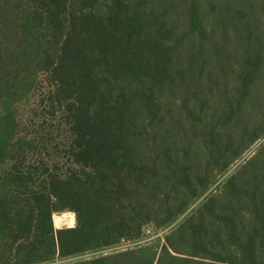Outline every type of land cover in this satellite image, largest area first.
Returning a JSON list of instances; mask_svg holds the SVG:
<instances>
[{
  "label": "trees",
  "instance_id": "16d2710c",
  "mask_svg": "<svg viewBox=\"0 0 264 264\" xmlns=\"http://www.w3.org/2000/svg\"><path fill=\"white\" fill-rule=\"evenodd\" d=\"M32 93L56 131L19 129ZM262 135L264 0H0V264H264V143L159 251H105L169 227Z\"/></svg>",
  "mask_w": 264,
  "mask_h": 264
},
{
  "label": "rangeland",
  "instance_id": "374dc122",
  "mask_svg": "<svg viewBox=\"0 0 264 264\" xmlns=\"http://www.w3.org/2000/svg\"><path fill=\"white\" fill-rule=\"evenodd\" d=\"M35 95L36 93L30 94L27 98L20 101L15 106V116L18 120L19 129L22 130V133L24 131H33V129L38 130L39 132H44L47 128L56 131V123L54 122V120H50V117L52 116L44 115L46 114V112L44 113L41 111L43 105H39V107H37V99H39V97ZM43 115L45 116V119L43 118ZM40 124H43L42 127L39 126ZM25 128H27L28 130H26ZM262 143H264V135H262V137L257 142H255L247 150H245L244 153H242L228 168L218 174L216 177V182L211 185V187L204 193V195H202L193 204L186 208L169 227H167L166 229L159 230L151 225H148L144 227L143 235L137 241H124L115 247L106 249L105 251L123 248L135 244H148L147 248L148 254L150 256L151 253L159 251L160 246L163 242V235L165 234L167 229L183 220L185 216H187L195 207H197L208 196L214 193L217 188L220 187L224 183V181L234 173V171L242 162H244L247 158H249L255 153V151ZM46 146L48 149L44 151V156L48 158L50 153V146L48 142L46 143ZM52 218L54 227L56 229L72 227L75 225V215L70 211L54 212ZM95 253L98 254L100 253V251ZM88 256H90V254H82L65 258H56L39 264H65L86 258Z\"/></svg>",
  "mask_w": 264,
  "mask_h": 264
},
{
  "label": "built area",
  "instance_id": "2783aa9c",
  "mask_svg": "<svg viewBox=\"0 0 264 264\" xmlns=\"http://www.w3.org/2000/svg\"><path fill=\"white\" fill-rule=\"evenodd\" d=\"M136 245V244H135ZM131 246H133V245H131ZM128 247V246H127ZM124 248V247H123Z\"/></svg>",
  "mask_w": 264,
  "mask_h": 264
}]
</instances>
